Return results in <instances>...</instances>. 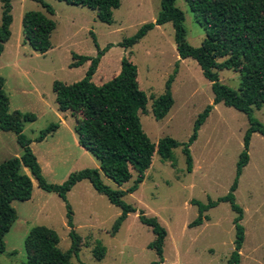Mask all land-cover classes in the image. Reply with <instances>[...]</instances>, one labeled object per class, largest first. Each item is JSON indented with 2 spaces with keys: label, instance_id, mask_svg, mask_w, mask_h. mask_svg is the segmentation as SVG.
Here are the masks:
<instances>
[{
  "label": "rangeland",
  "instance_id": "obj_1",
  "mask_svg": "<svg viewBox=\"0 0 264 264\" xmlns=\"http://www.w3.org/2000/svg\"><path fill=\"white\" fill-rule=\"evenodd\" d=\"M54 10L49 14L37 0H11V35L0 55V76L4 78V91L9 98V112H31L35 120L25 122L24 135L31 140L30 147L41 166L47 182L60 184L71 172L83 168H98V160L79 146L75 140L74 116L70 111L58 110L52 91L54 80L72 83L81 79L88 62L69 67L72 53L95 56L97 49L92 35L102 48L111 47L101 57L92 80L101 84L120 68L125 55L136 64L140 88L147 96L146 111H138L141 127L151 142L172 137L186 142L193 131L197 115L208 104L212 109L197 131L189 149L193 159L191 171L186 170L182 146L173 148V160H161L155 152L145 178L137 190L126 193L123 200L136 208L130 212L119 230L112 234V226L121 209L98 193L84 179L66 194L74 228L80 236L77 264H150L157 259L148 247L154 239L151 227L140 222L139 210L147 216H156L167 235L163 244L162 264H229L234 250V211L228 202H219L209 208L207 219L189 227L198 213L191 200L207 203L229 190L235 175L238 156L243 149V136L248 126L247 116L233 107L219 102L213 104L211 82L204 77L200 66L191 58L181 59L174 42L171 22L156 25L133 46L123 48L117 43L134 34L146 22L154 21L161 0H120L113 10V21L108 24L97 19L88 7L67 4L60 0H43ZM175 5L184 12L186 40L200 46L205 37L203 28L195 21L185 0ZM41 11L55 21L51 32V48L45 53L33 50L23 43L21 18L25 11ZM1 16V2H0ZM178 70L171 84L173 104L160 120L153 114L154 100L164 93L165 82ZM219 80L232 88L239 86V73L231 69L218 71ZM253 116L264 123V104L253 110ZM64 119V120H63ZM51 123L58 127L42 141H35L40 130ZM22 148L11 131L0 129V162L19 156ZM249 160L244 166L234 192L235 201L242 207L244 240L238 264H264V136L251 134ZM33 182L29 200H13L16 219L4 235L5 249L0 253V264H21L26 259L24 239L35 225L54 229L59 236L58 247L65 251L71 244L66 224V202L55 192L38 187ZM104 183L113 189H126L133 177L121 186L101 174ZM105 247L102 258L93 251L98 245Z\"/></svg>",
  "mask_w": 264,
  "mask_h": 264
},
{
  "label": "trees",
  "instance_id": "obj_2",
  "mask_svg": "<svg viewBox=\"0 0 264 264\" xmlns=\"http://www.w3.org/2000/svg\"><path fill=\"white\" fill-rule=\"evenodd\" d=\"M49 14L52 6L43 0H37ZM67 4L88 7L96 12L98 20L112 23L113 10L118 8L120 0H60ZM176 0H161L160 10L154 21L143 23L129 37L123 38L117 45L123 48L133 46L156 25L171 22L174 29V42L178 56L183 59L193 58L200 66L205 78L211 82L213 104L223 103L243 112L247 116L248 126L243 136V149L238 156L235 175L229 190L216 200L207 203L191 200L197 206V216L188 223L189 227L200 225L207 219L205 212L219 202H228L234 211L235 229L234 250L229 264H238L240 248L244 240V227L241 224L243 210L235 201L234 192L244 166L249 160L248 148L251 134L258 132L264 136V123L253 116V110L264 104V0H185L196 22L203 28L205 37L200 46H193L186 40L184 12L175 5ZM0 55L4 43L10 38L12 22L11 0H0ZM23 43L33 50L45 53L51 48V32L55 21L41 11H25L21 18ZM97 49L95 56L72 53L69 67H78L88 62L84 76L72 83L54 80L52 91L58 110L70 111L74 116V131L81 147L94 156L98 168H83L71 172L60 184L47 182L36 155L30 147L31 140L23 133L25 122L35 120L31 112L14 110L9 112V98L4 91V78L0 76V129L15 134L16 141L22 148L19 156H13L0 162V253L4 251V235L15 221L17 215L12 207L13 200H29L32 195L31 177L22 171L26 167L34 177L38 187L48 192L57 193L66 202V224L69 227L71 244L62 251L58 247L57 232L45 225H35L29 229L24 239L26 259L21 264H74L72 257H78L80 236L74 228L72 210L67 202V192L79 181L88 180L92 187L104 194L111 204L121 209L115 219L111 233H116L128 213L136 208L123 200L126 193L137 190L145 178L156 152L161 160H173V148L182 146L186 170L192 169V156L189 146L197 137V131L208 117L212 104H208L197 115L193 131L186 142H179L172 137H163L157 143L150 141L141 127L138 111H146L147 96L139 86L137 66L129 57L123 56L120 68L107 81L95 84L92 80L101 57L111 47V43L100 47L92 35ZM231 69L239 73L237 89L223 84L218 71ZM178 70L175 63L173 73L165 82L164 93L154 100L155 119H162L173 104L171 84ZM58 127L51 123L40 130L35 141H42ZM101 174L110 178L118 186L127 183L132 177V184L126 189H113L103 182ZM141 223L151 227L154 239L148 243L157 259L150 264H162L163 244L167 231L156 216H147L139 210ZM96 258L105 254V247L98 245L94 251ZM77 264H85L78 261Z\"/></svg>",
  "mask_w": 264,
  "mask_h": 264
},
{
  "label": "crops",
  "instance_id": "obj_3",
  "mask_svg": "<svg viewBox=\"0 0 264 264\" xmlns=\"http://www.w3.org/2000/svg\"><path fill=\"white\" fill-rule=\"evenodd\" d=\"M9 40V39H8ZM7 40V41H8ZM7 41L4 43V48H3V51H2V53L4 52V50H5V48H6V44H7ZM66 112L67 111H65V116H66ZM64 120V119H63ZM59 128V127H58ZM75 140H76V142H77V144L79 145V143H78V141H77V136H75ZM80 146V145H79ZM83 148V147H82ZM84 149V148H83ZM85 150V149H84ZM37 183V182H36Z\"/></svg>",
  "mask_w": 264,
  "mask_h": 264
}]
</instances>
